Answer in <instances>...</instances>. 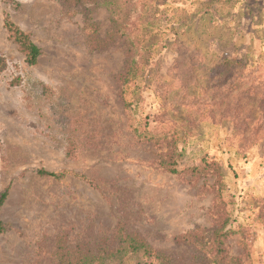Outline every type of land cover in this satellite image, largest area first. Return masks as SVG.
Instances as JSON below:
<instances>
[{"label":"rangeland","instance_id":"374dc122","mask_svg":"<svg viewBox=\"0 0 264 264\" xmlns=\"http://www.w3.org/2000/svg\"><path fill=\"white\" fill-rule=\"evenodd\" d=\"M127 1L0 0V264L92 263L118 229L161 256L131 264H212L225 219V263L264 264V0Z\"/></svg>","mask_w":264,"mask_h":264},{"label":"trees","instance_id":"16d2710c","mask_svg":"<svg viewBox=\"0 0 264 264\" xmlns=\"http://www.w3.org/2000/svg\"><path fill=\"white\" fill-rule=\"evenodd\" d=\"M122 2V7L119 2ZM11 4L13 3V0H10ZM94 4L97 5H103L107 8H109V11L112 16V22L115 23L118 19L123 15L124 10L127 9V0H93ZM3 27L6 30L8 34V38L12 40L18 47V50L22 53V55L25 58V62L27 65H34L36 62L37 57L39 56V50L36 46H34L28 39L27 36H25L18 28L15 27L13 23L9 21L8 18H5L3 21ZM136 56L133 55L131 63H135ZM139 60H142V57H139ZM3 63V60L0 58V66ZM4 66V65H2ZM222 70H227L230 68V66L226 63H222L220 65ZM2 69H0L1 71ZM135 79V74L131 71V68H128L127 73L125 74V77L123 78V83H129L130 81L133 82ZM264 81H259L254 84V89H260L263 85ZM235 80L224 81V83H220V88L216 87L215 89H220L226 94V99L234 98L236 99V92L235 90ZM127 107H130V104L126 105ZM164 162H161V165L165 168L166 171H168L171 174L176 173L172 167L174 166L175 162L173 159V154H167L163 158ZM213 173L211 174V177H214V183L218 185V193L222 192L223 188V174L220 172L219 167L213 163ZM39 176L42 177H50L54 179H59L64 176L63 174H54V173H48L45 171H39ZM7 192H3L0 195V206L3 204ZM227 220L225 221L216 229L214 230L211 239L207 240V245L212 247V255L214 256V259L212 261V264H226L225 261L227 259L226 253L223 249V240L226 235V231L224 230L225 226L227 225ZM6 230L5 226L0 222V233H3ZM191 237V235L189 236ZM113 241L116 243V246L114 248H106V247H100L98 248L99 251L95 255H91L93 260H96V264H106V261L114 262V264H131L134 262V260L137 259V256H146L147 258H153L155 260H158L161 256L153 251L147 244L142 242V239L137 237L134 234H126L121 229H118L114 232V235H112ZM186 239V238H184ZM61 253H56L57 260L55 264H93L87 262L88 258L84 255L88 254L87 252H81V250H77L78 255L75 254L69 247H65L61 249ZM107 253V255H106ZM84 256V257H78L77 261H73L70 258L74 256ZM106 255V258H105ZM81 258V259H80ZM168 260V259H166ZM229 262H232L233 264H238L236 260L230 259ZM137 264H140L139 262ZM164 264V263H163Z\"/></svg>","mask_w":264,"mask_h":264}]
</instances>
